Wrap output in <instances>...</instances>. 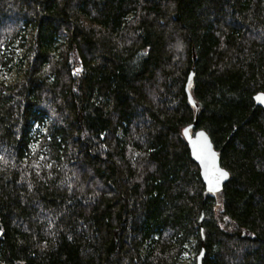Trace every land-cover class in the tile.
Returning a JSON list of instances; mask_svg holds the SVG:
<instances>
[{"label": "trees", "instance_id": "obj_1", "mask_svg": "<svg viewBox=\"0 0 264 264\" xmlns=\"http://www.w3.org/2000/svg\"><path fill=\"white\" fill-rule=\"evenodd\" d=\"M14 69L0 264H264V0H0ZM192 73L217 194L183 134Z\"/></svg>", "mask_w": 264, "mask_h": 264}, {"label": "water", "instance_id": "obj_2", "mask_svg": "<svg viewBox=\"0 0 264 264\" xmlns=\"http://www.w3.org/2000/svg\"><path fill=\"white\" fill-rule=\"evenodd\" d=\"M193 79V73L189 77L186 92L190 103L196 109V118L192 125L186 127L183 131L184 137L189 145L191 155L200 167L202 180L205 184L206 192L217 194L224 189L225 184L229 180L230 174L227 170L221 167L219 152L215 149L214 144L209 134L199 129L193 134V130L198 124L199 106L194 100L191 91L190 83ZM256 105L264 107V93L255 96ZM205 257V250L198 256L197 264H202Z\"/></svg>", "mask_w": 264, "mask_h": 264}, {"label": "rangeland", "instance_id": "obj_3", "mask_svg": "<svg viewBox=\"0 0 264 264\" xmlns=\"http://www.w3.org/2000/svg\"><path fill=\"white\" fill-rule=\"evenodd\" d=\"M20 77L21 75L14 69L11 73H2L0 75V81L4 80L7 84H11L17 81ZM193 246V244L188 246L185 254L182 257V264H193V261L195 259V250Z\"/></svg>", "mask_w": 264, "mask_h": 264}]
</instances>
